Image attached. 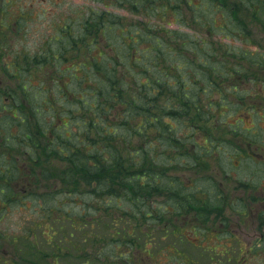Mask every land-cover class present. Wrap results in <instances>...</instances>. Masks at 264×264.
Wrapping results in <instances>:
<instances>
[{
    "label": "trees",
    "instance_id": "trees-1",
    "mask_svg": "<svg viewBox=\"0 0 264 264\" xmlns=\"http://www.w3.org/2000/svg\"><path fill=\"white\" fill-rule=\"evenodd\" d=\"M101 2L105 10L89 7L84 19L63 23L46 47L25 54L22 81H7L0 194L11 209L16 201L24 209L13 185L25 178L19 186L30 194L29 209L41 210L39 227L50 225L48 254L31 243L22 263L130 264L139 246L132 232L166 224L173 230L161 240L171 236L214 252L207 264H248L235 238H218L219 250L202 245L199 233H212L213 220L224 218L230 202L249 203L232 201L224 181L229 163L238 160L237 170L256 155L245 121L264 118L254 99L264 95V55L228 44L249 45L245 21L264 19V0ZM112 6L131 16L107 9ZM24 23L33 22L20 19L16 36ZM18 61L6 68L8 77L16 75ZM59 180L63 189L46 185ZM239 181L238 189L257 187ZM34 183L39 194L31 192ZM111 238H126L118 242L127 253L116 255L120 245ZM154 242L138 254L151 257ZM179 252H172L176 261L202 262ZM246 252L253 258L264 253V241Z\"/></svg>",
    "mask_w": 264,
    "mask_h": 264
},
{
    "label": "rangeland",
    "instance_id": "rangeland-1",
    "mask_svg": "<svg viewBox=\"0 0 264 264\" xmlns=\"http://www.w3.org/2000/svg\"><path fill=\"white\" fill-rule=\"evenodd\" d=\"M51 0H46L45 2L40 1L39 3H34L33 0H17L14 2H10V4H7V11L5 13L6 18H3V16H0V22L7 24L10 23V26L13 28V24L19 21V13L21 11H25L26 15L29 11V9L33 8L32 11L34 12V18L30 16V19L28 22H30L31 19H33L31 22L33 23H24L28 24L23 29V31H20L21 34L16 36L15 32L12 33L11 39L9 41H6L8 44V49L4 50L6 52L5 56L8 58V62L12 58L15 60H18L19 65L16 66L15 71L16 75H21L23 77V71L22 74H19V69L22 70L24 68V65L27 63L25 54H28L29 57L33 56V53L37 52V45H39V49L43 46L46 47V43L48 40H51L53 36H55L58 29L63 26V23L66 22H72L73 20H82L87 15V11L89 7L96 9V10H105V7L102 5L101 1L113 3L115 0H54L55 3L47 2ZM110 11H113L120 15H128L131 16L127 11L122 9H117L112 7L107 8ZM5 9L3 8V11ZM5 12V11H4ZM40 15V18H39ZM246 27L249 32V40L251 41L249 45H245L239 41H236L234 45H231V43L228 44L229 47L232 49H237V47H244L246 49H251L252 52H260L264 55V19H261L259 22H252L251 24L246 20ZM16 27V26H15ZM176 28V27H175ZM5 30L3 28H0V35H4ZM15 42V43H14ZM228 42V41H227ZM44 44V45H42ZM12 46V47H11ZM16 49L17 47L20 48V50H13L11 51V48ZM14 51H21L18 56L17 53H14ZM247 64L248 60L246 61ZM17 78V77H15ZM9 80V77H8ZM16 80V79H15ZM261 83H264V80L260 81ZM7 81L0 83V89H5L7 87ZM10 84V83H9ZM253 84V82L250 83V85ZM14 85V88L16 87V84ZM255 88L252 87V89ZM264 89V88H263ZM261 89H259V92ZM3 92V91H2ZM254 99H257V103L259 106V113L260 116L264 112V95H256ZM10 101L8 100V95L3 92L0 95V106H5V103L8 104ZM6 114V111H0V118H4ZM245 127L251 128V135L249 136V142L254 144V146L249 150L252 151L253 154L255 153L257 155L264 156V118H258V117H251L245 121ZM257 131L260 133V135L256 136L253 135V132ZM260 139L258 140V138ZM257 139V140H256ZM244 150V148H242ZM246 151V150H245ZM21 156V154H19ZM21 161L24 160L23 157H20ZM255 162L252 160L251 163L246 164L244 161L240 167L237 170H233L235 165L238 164V160H235L234 163H229V167H227V170H231V172L226 176L225 181L221 178L218 179L219 182L224 181L225 188L231 189L232 191H238L241 192L239 194H235L233 192H229L228 194L231 195L232 201H235L236 198L241 196L242 199L247 200L250 199L251 203H256L257 201H253V198L257 200V198L261 197L260 194H257V191L254 189L252 190H243L238 189V184L240 178L242 180H250L252 177H255L257 173L262 174L264 172V166L259 165L257 162H260L261 159L259 158H253ZM256 170V174H253ZM240 175L238 177L237 175ZM193 179V178H192ZM25 178H19V183L17 185H13L14 188H19V192L21 193L19 198H22V204L25 203L24 209H19V204L17 201L12 202L13 206L12 209L8 206V211L5 209L1 213L0 217V264H23L22 262H28L27 258L29 256V251H32L31 243L36 245L35 250H39L48 254L47 252L50 249H46L45 239L48 240L50 236V231L48 226L49 224H46V228L43 229L42 227H39V215L41 213L38 211V208L34 207L32 209H29L30 206V200L28 198L27 194H22L20 189H22L25 185ZM32 182H34L32 180ZM28 183V182H27ZM22 188H20V186ZM48 187H51L53 191L55 189H63V181H51L49 183H46ZM257 187L256 190L260 191L258 188L262 186V183L260 182L259 185L256 183ZM264 185V183H263ZM32 187L31 192H37L39 194V190L42 188H39V185L37 183H34ZM12 188V187H11ZM13 189V188H12ZM28 189V188H26ZM15 190V189H13ZM29 190V189H28ZM50 193L49 190L44 189V192ZM27 192V191H26ZM249 194H253L252 197H249ZM25 195V196H24ZM249 204V203H248ZM37 206V205H36ZM255 206H253L254 209ZM233 215L230 213H226L224 215L226 216H232V221H235L236 219H241L245 221V224L243 228L241 229V236L243 238H235V249L238 251V248H242L244 250L243 255H239L240 259L243 258L245 260H251L248 262V264H264V253L258 255L257 257L253 258V255H250L249 252H246L249 250L251 246H255L258 244L259 241H264V235H260L256 233V229L258 227V224H256V220L259 218V210L254 209L250 210V206H248L247 210L244 211L245 215L241 216L239 213L232 211ZM29 218V219H28ZM33 220H36L34 223ZM177 225L183 227L182 222H178ZM167 227L169 225L166 224H149L148 227L140 228L136 231H134L132 228L131 230L134 235L138 248L134 251V254L131 256L134 258L133 262L130 264H183L180 262V260L176 261L173 259L175 255H172V252L174 249L179 250L180 254L184 252L186 254L187 259H194L199 258L202 259V262H199L201 264H207L209 259L208 256L211 254V256H214L215 253H208L207 251H204L201 249V247L192 246L190 243L182 241L179 243L172 242L171 236L169 238H164V240H161L159 238L160 234H163L165 231L168 233L173 230V227L169 226V228H162ZM212 225H210L211 227ZM235 226V224H233ZM162 229V230H161ZM191 225L185 226L184 233L186 230H190ZM206 229H208V225L206 226ZM145 231L149 232V237H146ZM206 232V231H205ZM35 235L36 238H24L28 236V234ZM199 233V229H198ZM187 234V233H186ZM208 232H206V235ZM211 234V233H210ZM207 235V237H202L199 233V238H201V244L205 245V247L209 246L216 249H222L219 246V241L217 235ZM19 236V238H13L14 236ZM196 236V235H195ZM186 236L182 237L185 238ZM211 242H207L208 244H205V241H208L209 239ZM114 240L121 239L123 241H126V238H111ZM154 239V246L148 247V250L151 252V257L147 258L146 254H138L139 251H144L146 248L145 243H149L150 240ZM184 240V239H183ZM24 245V248L21 246ZM106 246L107 244L104 243ZM120 245V243H117V246ZM145 246V247H144ZM232 248V243H231ZM17 252H16V251ZM20 251L21 253H19ZM128 251V248L124 247L123 245H120V248L116 250V255L120 253L126 254ZM106 253H108L107 250H105ZM95 255L96 252H93ZM242 254V253H241ZM130 256V258H131ZM53 257V255H52ZM123 260L119 259V264H122ZM60 264H65L63 260L60 261Z\"/></svg>",
    "mask_w": 264,
    "mask_h": 264
},
{
    "label": "flooded vegetation",
    "instance_id": "flooded-vegetation-1",
    "mask_svg": "<svg viewBox=\"0 0 264 264\" xmlns=\"http://www.w3.org/2000/svg\"><path fill=\"white\" fill-rule=\"evenodd\" d=\"M17 0H0V16H3V18H6L5 13L7 11V4L9 5L10 2H14ZM40 1L45 2L46 0H33L34 3H39ZM47 2H51V3H55L54 0L51 1H47ZM3 8L5 9L3 11ZM33 8L29 9L27 15L25 14V11H21V13H19V20L23 19V20H29L30 16L32 18H34V12L32 11ZM40 18V15H39ZM32 20V19H31ZM30 20V22H31ZM19 24V23H18ZM30 24V23H29ZM15 26H18L17 23L15 22L13 24V28L10 26V23L7 22V24L3 23L2 21L0 22V28L2 27L3 30H5V34L2 36L0 35V83L6 82L8 81V76L6 74V68L9 67L10 65H12V61L10 60L8 62V58L4 57L6 52H4V50L8 49V44L6 43V41L10 40V33H16V29ZM15 43V42H14ZM12 47V46H11ZM10 47V48H11ZM11 50H14V48H11ZM17 77V78H15ZM17 82L22 81V78L20 75H13L9 77L10 81L15 80ZM4 92H6V88L3 89ZM6 107H0V111H6ZM253 158H259L261 159L260 162H257L259 165L264 166V156L261 155H257V156H253ZM254 160V159H253ZM257 173V172H256ZM255 173V174H256ZM256 178H253L251 180H245V181H249L250 183L252 182H257V184L259 185V183H262V186L260 188H258L260 191L254 189L255 191H257V194H260L262 200L261 201H257L256 203H251L250 199L248 198V203H246L244 205V207H242L238 202H230L229 205H226V209H225V214L226 213H230L231 215H233L232 211L239 213L241 216H244L245 213L244 211L247 210L248 206H250V210H254V209H258L259 210V218L256 220V224H258L257 229L255 230L257 234L260 235H264V172L262 174L257 173L255 175ZM240 182V181H239ZM247 190H252L247 188ZM227 192H233L235 194H239L241 192L238 191H232L231 189L226 188ZM253 194H249V197H252ZM241 197V196H239ZM244 200V199H243ZM258 200V198H257ZM253 206L254 209H253ZM7 210L8 211V205L4 200V195L0 194V217H1V213L3 210ZM224 215V214H223ZM36 222V220H35ZM233 224H235V226H233ZM245 224V221L241 220V219H236L235 221H232V216H226L224 215V218L222 219H215L213 220V229H212V233L211 235H217L218 238H243L241 236V229L243 228ZM242 227V228H241ZM13 238H19V236H14ZM25 238V236H24Z\"/></svg>",
    "mask_w": 264,
    "mask_h": 264
}]
</instances>
